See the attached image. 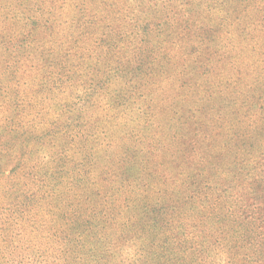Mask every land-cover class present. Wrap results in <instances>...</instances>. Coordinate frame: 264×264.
Segmentation results:
<instances>
[{
  "label": "rangeland",
  "instance_id": "1",
  "mask_svg": "<svg viewBox=\"0 0 264 264\" xmlns=\"http://www.w3.org/2000/svg\"><path fill=\"white\" fill-rule=\"evenodd\" d=\"M14 180L37 195L20 223L42 222L43 235L25 232L41 245L85 208L106 221L128 196L162 202L159 191L194 189L264 238V0H0L2 222L20 212ZM96 192L104 206L88 199ZM198 200L184 231L194 243ZM201 221L210 242L225 238L213 235L222 219ZM125 222L101 233H116L110 264L183 244L152 240L149 225L120 238ZM210 245H184L176 261L228 263Z\"/></svg>",
  "mask_w": 264,
  "mask_h": 264
},
{
  "label": "trees",
  "instance_id": "2",
  "mask_svg": "<svg viewBox=\"0 0 264 264\" xmlns=\"http://www.w3.org/2000/svg\"><path fill=\"white\" fill-rule=\"evenodd\" d=\"M54 173L58 174L57 171H54ZM185 182L189 188L191 183H189L188 177H186ZM199 187L200 183H198ZM10 193H21L16 198L17 204L15 205V211L20 212L12 214L4 222L0 220V264H110L117 257L116 246L112 241L116 233L110 235H101V233L107 232L117 221H123L125 215L126 222L120 238L128 237L127 230L131 225L132 227L141 226L142 228L149 225L152 230V240L159 236L163 242L169 240L183 242L178 247L168 246L167 244L158 248L152 247L151 249L154 251L152 256L143 264H180L176 261V256L183 252L184 245L191 251H195V245L199 243L200 249L203 250L207 242L211 245L206 250L221 251L227 256L226 259H229L228 263L226 262L227 264H264V238H257L258 230L255 226L251 231L250 225L254 223L247 221L248 216L246 219V217H243L244 214L239 215L237 211L227 210L224 213V209L219 206L220 204L211 203L212 198L208 197L204 190L194 189L189 192L184 190L182 194L181 192L176 194V191L173 190L169 193L159 191L157 192L158 198L164 197V200L150 203L146 198L142 199L140 203V200L136 197L130 199L131 197L128 196L123 201L122 206L125 215L119 213L116 216L108 217L109 219L106 221V211H97L98 208H85L87 211H93L84 216L79 215L75 221L71 222L73 227L69 231L52 235L55 240L53 246L49 244V240L41 245L38 241L25 237L32 232L36 233V236L43 235L46 228L44 229L42 222L20 223L21 216L25 213L28 214L32 208L31 204L34 198L37 197L35 191L30 185H23L14 180ZM87 197L88 199L92 197L97 199L104 206L107 193L105 192L104 196H101L99 192L90 193ZM221 197L222 195L215 199H221ZM194 199H199L198 202L204 204V207L198 210V222L201 226L202 238L195 243L187 240L184 233L188 228L185 221L189 220L187 218V207ZM207 201L208 206L206 208ZM55 208L56 206L50 207L51 214ZM203 213L206 214V219H222V222H217L214 228L215 234L213 235L225 238H214L213 242L208 240L213 239L211 238L212 235L208 236L207 234L212 230L209 229L207 232L204 230L201 221ZM137 228L135 230H138ZM27 229H31L32 232L25 235ZM222 229L226 231H222ZM229 231L232 232L231 236L227 235ZM251 232L255 235L250 236ZM239 235L243 236L234 237ZM58 247L60 249L57 251L56 248ZM192 256L194 255L191 254L185 257V261H180L181 264H191L194 258Z\"/></svg>",
  "mask_w": 264,
  "mask_h": 264
}]
</instances>
